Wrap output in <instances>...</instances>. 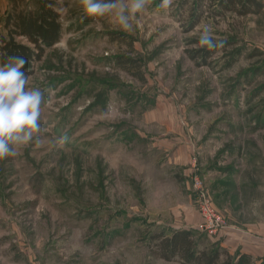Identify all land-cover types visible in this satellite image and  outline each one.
<instances>
[{
	"label": "rangeland",
	"instance_id": "rangeland-1",
	"mask_svg": "<svg viewBox=\"0 0 264 264\" xmlns=\"http://www.w3.org/2000/svg\"><path fill=\"white\" fill-rule=\"evenodd\" d=\"M56 1L61 39L28 79L41 132L0 159V264H181L152 253L154 235L177 230L225 250L223 233L198 229L204 200L225 231L264 240V11L187 33L180 0H149L125 31ZM11 7L0 0V32ZM205 28L215 47L192 43ZM198 48L222 50L199 66Z\"/></svg>",
	"mask_w": 264,
	"mask_h": 264
},
{
	"label": "trees",
	"instance_id": "trees-1",
	"mask_svg": "<svg viewBox=\"0 0 264 264\" xmlns=\"http://www.w3.org/2000/svg\"><path fill=\"white\" fill-rule=\"evenodd\" d=\"M25 1L28 0H12V7L4 19V32H0V63L9 56L24 57L27 60L24 71L29 79L34 74L36 64L44 59L47 49L60 41L63 24L56 0L39 1L35 8L25 6ZM263 11L264 0H180L178 3V15L182 22L185 21L187 33L194 31L205 20L217 21L229 14L248 17L260 15ZM192 43L200 44L198 41ZM220 50L222 48H198L188 51V54L199 66H207L209 59ZM120 62L130 75L142 77L141 66H138L136 60L122 58ZM258 128L264 130V123ZM151 242L155 243L152 253L167 262L253 264V258L248 254H237L234 258L220 247L202 249L193 230H177L171 235L156 234Z\"/></svg>",
	"mask_w": 264,
	"mask_h": 264
},
{
	"label": "clouds",
	"instance_id": "clouds-1",
	"mask_svg": "<svg viewBox=\"0 0 264 264\" xmlns=\"http://www.w3.org/2000/svg\"><path fill=\"white\" fill-rule=\"evenodd\" d=\"M148 4L149 0H80L85 17H111L125 31L133 27L132 21ZM169 4L170 0H161L160 7L167 9ZM199 42L215 47L207 28ZM26 64L22 56H9L0 63V159L16 156L19 148L29 145L41 132L43 93L28 87Z\"/></svg>",
	"mask_w": 264,
	"mask_h": 264
},
{
	"label": "crops",
	"instance_id": "crops-1",
	"mask_svg": "<svg viewBox=\"0 0 264 264\" xmlns=\"http://www.w3.org/2000/svg\"><path fill=\"white\" fill-rule=\"evenodd\" d=\"M224 234L222 247L231 255L248 254L256 258L264 257V240L253 239L251 233L229 228Z\"/></svg>",
	"mask_w": 264,
	"mask_h": 264
},
{
	"label": "built area",
	"instance_id": "built-area-1",
	"mask_svg": "<svg viewBox=\"0 0 264 264\" xmlns=\"http://www.w3.org/2000/svg\"><path fill=\"white\" fill-rule=\"evenodd\" d=\"M196 187L202 188V182L196 178ZM200 213L202 216V222L199 224L198 229L201 232H205L210 236H217L226 229V223L221 214L216 212L211 206L210 202L204 200L201 203Z\"/></svg>",
	"mask_w": 264,
	"mask_h": 264
}]
</instances>
